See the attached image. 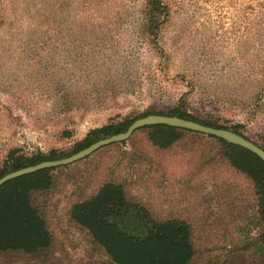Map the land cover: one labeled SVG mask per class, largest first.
<instances>
[{
  "label": "rangeland",
  "instance_id": "374dc122",
  "mask_svg": "<svg viewBox=\"0 0 264 264\" xmlns=\"http://www.w3.org/2000/svg\"><path fill=\"white\" fill-rule=\"evenodd\" d=\"M165 1L168 12L153 39L140 25L145 0H0V165L9 149L68 151L94 127L168 111L181 98L197 117L242 123L264 148V12L258 0ZM129 144L112 143L54 169L52 191L33 195L47 216L50 246L0 251V264H114L68 219L66 208L83 181L95 180L90 172L98 158L106 159L101 166L109 164ZM214 145L188 133L169 150H147L153 166L148 174L137 169V179L148 183L138 189L139 198L155 214L181 204L191 216L193 203L176 192L193 183L191 172L198 162L206 165ZM209 228L210 241L216 228L226 237L224 227ZM248 229L254 237L256 227ZM215 242V259L197 253L190 264H264V256L250 250L224 261L226 246L219 237Z\"/></svg>",
  "mask_w": 264,
  "mask_h": 264
},
{
  "label": "trees",
  "instance_id": "16d2710c",
  "mask_svg": "<svg viewBox=\"0 0 264 264\" xmlns=\"http://www.w3.org/2000/svg\"><path fill=\"white\" fill-rule=\"evenodd\" d=\"M257 3L264 12V0ZM167 5L165 0H145L140 25L145 27L148 38L158 36ZM260 17L264 26V13ZM148 114L176 115L229 129L251 140L243 132L242 123L226 126L197 117L186 109L181 98L168 111H144L135 117L126 116L94 127L68 151L51 149L47 153L27 154L19 148L9 149L0 165V177L28 165L69 156L99 139L125 131L135 119ZM137 131H142L141 135H136ZM188 133L204 135L215 143L212 147L215 152L207 156L210 159L206 165L199 167L198 162L191 172L193 183L176 192L179 200L178 192L186 193V201L193 203L195 213L191 216L189 211L182 213L183 205L176 204L174 210L164 215L155 214L138 196V189L144 191L147 179L146 182L143 179L144 183L137 179V169L142 166L143 173L148 174L153 164L148 161L147 150H169ZM127 140L121 144L131 142L130 147L125 145L123 152L109 164L101 166L106 159L98 158L90 172L95 180L83 181L81 193H71L66 208L68 219L87 230L114 264H190L197 253L215 259L219 255L215 242L218 237L226 246L224 261L232 253L248 250L252 255L264 256V162L256 154L216 136L163 124L140 127ZM56 168L25 174L0 186V251L35 253L50 246L52 234L47 216L34 203L33 195L52 191V171ZM242 221L245 223L241 224ZM205 227H224L228 235L236 234L238 240L233 242L227 234L219 235L216 228L210 241L212 230ZM248 227H256L254 237H249Z\"/></svg>",
  "mask_w": 264,
  "mask_h": 264
},
{
  "label": "water",
  "instance_id": "95a60500",
  "mask_svg": "<svg viewBox=\"0 0 264 264\" xmlns=\"http://www.w3.org/2000/svg\"><path fill=\"white\" fill-rule=\"evenodd\" d=\"M157 124L179 127V128L188 129V130H192L195 132L222 138L229 143L239 145V146H242L250 150L264 162V148L257 145L253 141L243 137L237 132H234L232 130L225 129V128H217V127L204 125V124L198 123L190 119L181 118L176 115L148 114L144 117L135 119L125 131L113 134L109 137L99 139L89 144L85 148L72 153L69 156H66L60 159L45 160L37 164L28 165V166L19 168L17 170L11 171L9 173H6L2 177H0V186L13 178H16V177H19L25 174H29L32 172H36L41 169L69 165L75 161L81 160L89 156L94 151L98 150L99 148L103 146H106V145H109L115 142H121V141L127 140L133 134V132L139 129L140 127H144L147 125H157Z\"/></svg>",
  "mask_w": 264,
  "mask_h": 264
}]
</instances>
